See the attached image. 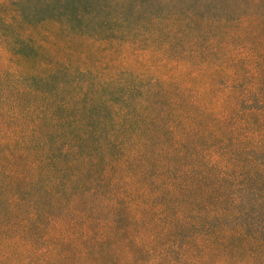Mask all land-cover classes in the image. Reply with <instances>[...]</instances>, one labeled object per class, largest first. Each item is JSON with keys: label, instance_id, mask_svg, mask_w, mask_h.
<instances>
[{"label": "trees", "instance_id": "obj_1", "mask_svg": "<svg viewBox=\"0 0 264 264\" xmlns=\"http://www.w3.org/2000/svg\"><path fill=\"white\" fill-rule=\"evenodd\" d=\"M135 1L104 20L99 0H0L6 79L35 97L29 129L0 135H13L0 142V264H264V16L160 29L153 51L176 77L58 59L61 39L91 31L137 47Z\"/></svg>", "mask_w": 264, "mask_h": 264}, {"label": "rangeland", "instance_id": "obj_2", "mask_svg": "<svg viewBox=\"0 0 264 264\" xmlns=\"http://www.w3.org/2000/svg\"><path fill=\"white\" fill-rule=\"evenodd\" d=\"M102 3H106L104 10L99 14L100 17L107 20L106 17L112 19L123 14L124 5L131 0H99ZM139 0H136L137 2ZM145 2L141 6L142 12L135 11L130 16L131 25L128 31L129 39L135 42L139 39L137 47H131L128 43H123L121 40L125 37H120L121 33L115 35L119 39L111 40L110 37L100 34L98 31H94L92 37H75L71 39L69 43L66 41H60L56 46V55L60 61L64 63H70L73 67L90 68L93 71L102 75V77H109L110 74L116 73V70L123 68L145 69L144 73L148 76L159 75L160 77H176L180 70L179 66L174 69V63L172 58L162 59L159 54L155 53L153 49H158L162 36L160 37V29H165L162 32H166L168 28L174 27V23L178 21L177 18L184 15H199L203 14V17H208L207 13L222 15V17H236L245 14H253L264 16V4H256L252 0H215L216 4L214 8L208 9L204 5V0H144ZM148 4V5H146ZM106 15V16H105ZM209 15V14H208ZM173 19V20H170ZM173 23V25L171 24ZM126 28V27H125ZM156 29V31H155ZM50 30L55 31L54 28L50 27ZM142 33L147 36L144 38ZM139 36L135 39V37ZM107 37V38H106ZM145 48V49H144ZM180 46L173 48L171 54H177ZM183 48V47H182ZM185 48V47H184ZM152 49V50H151ZM61 62V63H62ZM160 65H165L163 68ZM174 69L168 70V67ZM13 68L11 61L9 60L6 53L0 50V86L4 91V95L8 98L5 103H0V135L1 131L17 127L18 131L29 129L31 123L25 115L24 109L32 103L33 95L20 94L11 89V83L6 79L7 70ZM154 68V69H153ZM36 69V65H29V73H32ZM98 77V76H97ZM88 77H82L87 79ZM129 77L126 76L125 79ZM4 79V81H3ZM203 83L197 82V79H192L189 83L193 84L194 88L197 86L200 89L203 85L208 83V77H202ZM26 80L25 85L31 84L32 81ZM67 83V82H66ZM54 85H58L56 80ZM52 91V90H51ZM16 103L15 111L9 107L11 102ZM27 105V106H26ZM26 106V107H25ZM14 116V118L11 117ZM31 118L35 117V114L29 113ZM13 136V135H12ZM11 135L5 136L3 144L11 141ZM13 235V234H12Z\"/></svg>", "mask_w": 264, "mask_h": 264}]
</instances>
